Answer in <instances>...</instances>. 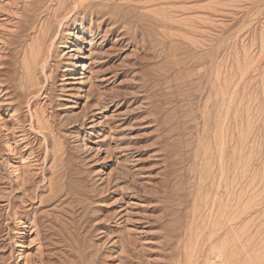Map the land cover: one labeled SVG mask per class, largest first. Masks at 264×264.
<instances>
[{
    "label": "rangeland",
    "instance_id": "374dc122",
    "mask_svg": "<svg viewBox=\"0 0 264 264\" xmlns=\"http://www.w3.org/2000/svg\"><path fill=\"white\" fill-rule=\"evenodd\" d=\"M0 264H264V0H0Z\"/></svg>",
    "mask_w": 264,
    "mask_h": 264
},
{
    "label": "bare ground",
    "instance_id": "6f19581e",
    "mask_svg": "<svg viewBox=\"0 0 264 264\" xmlns=\"http://www.w3.org/2000/svg\"><path fill=\"white\" fill-rule=\"evenodd\" d=\"M103 1V0H102ZM106 2H108V1H106ZM106 2H105V4H106ZM106 5H108V4H106ZM95 10V9H94ZM108 11V10H107ZM91 13L93 14V13H96V14H99V13H102L100 10L98 11V10H95V11H91ZM104 13V12H103ZM95 15V14H94ZM111 16V15H110ZM97 17V16H96ZM216 252H218V251H216ZM214 255V254H213ZM220 260V259H219ZM209 261H210V259H209ZM211 263H212V261H211ZM214 263V262H213Z\"/></svg>",
    "mask_w": 264,
    "mask_h": 264
}]
</instances>
